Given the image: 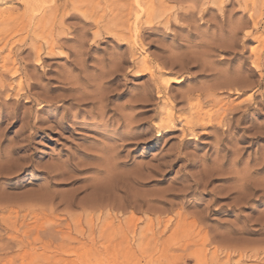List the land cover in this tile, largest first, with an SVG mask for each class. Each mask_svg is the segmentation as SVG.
<instances>
[{
	"label": "rangeland",
	"instance_id": "1",
	"mask_svg": "<svg viewBox=\"0 0 264 264\" xmlns=\"http://www.w3.org/2000/svg\"><path fill=\"white\" fill-rule=\"evenodd\" d=\"M2 17L0 264H264V0H0ZM107 169L118 204L94 209Z\"/></svg>",
	"mask_w": 264,
	"mask_h": 264
},
{
	"label": "bare ground",
	"instance_id": "2",
	"mask_svg": "<svg viewBox=\"0 0 264 264\" xmlns=\"http://www.w3.org/2000/svg\"><path fill=\"white\" fill-rule=\"evenodd\" d=\"M140 16V15H139ZM185 16V15H184ZM190 17V16H189ZM4 20V18L2 17V18H0V21H3ZM5 21V20H4ZM149 21V20H148ZM140 28V27H139ZM224 43V42H223ZM54 44V43H53ZM217 44V43H216ZM55 45V44H54ZM54 45H51V47H50V50L49 51H51V54L53 53V51H55L54 50ZM213 46V47H212ZM210 45L209 47V49H213V48H216V47H214V44L213 45ZM216 46V45H215ZM44 47V46H43ZM222 47V46H221ZM34 49V48H33ZM212 51V50H211ZM203 53V52H202ZM205 54V53H204ZM42 55V54H41ZM202 55V54H201ZM39 58V57H38ZM174 58V57H173ZM198 58V57H197ZM40 59V58H39ZM167 60V59H166ZM172 60V59H171ZM149 58L148 57H145L144 58V60H143V62L141 63L142 65L144 64V65H146L144 68L145 69H139V70H141V71H150V72H152V74H154L155 72H154V70L152 69L153 67H151V66H149L150 65V63H149ZM175 61V60H174ZM178 61V60H177ZM186 61V60H185ZM180 62V61H179ZM172 63H174V62H172ZM148 64V65H147ZM180 64H182V63H180ZM181 66V65H180ZM163 68V67H162ZM17 71V70H16ZM13 74H15V73H13ZM230 81V80H229ZM181 82V79H179V78H175V79H173V80H168L167 81V86L170 88L171 87V85H172V83H180ZM2 83H4V82H2ZM157 83H159V82H157ZM156 83V84H157ZM162 83V82H161ZM166 83V82H165ZM230 83V82H229ZM228 83V84H229ZM236 83H238L237 81H236ZM3 85V84H2ZM157 86H159L158 84H157ZM4 87V86H3ZM162 89V88H161ZM161 89H159L158 88V95L157 96H162L163 95V89L161 90ZM213 91V90H212ZM189 92V91H188ZM165 93V92H164ZM195 94V93H194ZM200 94V93H199ZM198 94V95H199ZM183 96H184V94H182ZM211 95V94H210ZM212 95H213V93H212ZM191 96V94H189V97ZM209 96V95H208ZM164 97V96H163ZM187 98H188V95L186 96ZM165 98V97H164ZM169 98V97H168ZM167 99V98H166ZM164 100V99H163ZM168 100V99H167ZM169 101V100H168ZM165 103V102H164ZM200 114V113H199ZM166 115H167V112H166ZM173 115L171 114V111H170V114L168 113V116H166L167 118H169L171 121H173L174 120V116L172 117ZM198 117H200L199 115H197ZM205 116V115H204ZM209 116H211V115H209ZM207 117V116H206ZM164 118V117H163ZM166 118V119H167ZM202 118H203V116H202ZM213 118V117H212ZM168 119V120H169ZM169 120V121H170ZM195 120V119H194ZM199 120V123H201V122H205V121H202V119H201V122H200V119H198ZM205 120V119H204ZM175 121V120H174ZM188 121H190V120H188ZM211 121V120H210ZM163 122V121H162ZM206 122H208V124H209V121L207 120ZM213 122V121H212ZM191 122H189L188 124H190ZM196 123V122H195ZM198 123V122H197ZM198 123V124H199ZM192 124H194V122H192ZM212 124V123H211ZM191 125V124H190ZM189 125V126H190ZM203 125V124H202ZM214 125V124H213ZM192 126V125H191ZM161 127V126H160ZM192 130V129H191ZM160 131V130H159ZM11 158V157H10ZM10 158H8V160L10 159ZM12 159V158H11ZM4 160V159H3ZM4 162H5V160H4ZM11 161L9 160V163H10ZM6 163H8V162H6ZM5 164V163H4ZM12 165V164H11ZM51 165V164H50ZM58 165V164H57ZM56 165V166H57ZM62 165H64V164H62ZM7 166V165H6ZM109 166V165H108ZM13 167V166H12ZM58 167V166H57ZM64 167H66V166H64ZM14 169V168H13ZM61 169V168H60ZM52 170H53V168H52ZM112 170V169H111ZM62 171V170H61ZM103 171V170H102ZM105 171V170H104ZM62 172H64V171H62ZM117 172V171H116ZM66 173V172H65ZM64 173V174H65ZM58 175H60V174H58ZM103 175H104V173H103ZM148 175H150V173L148 174ZM125 176H126V174H125ZM146 176V175H145ZM121 177V176H120ZM119 175H118V173H115V172H113V171H110V170H106L105 171V175L102 177V178H100V180L99 181H97L98 182V184L94 187V190H93V192L95 193V196L93 197V199L90 201V202H88V204L89 205H91V207H93L94 209H98V210H102V208L104 209V208H108V207H110V208H113V207H115L117 204H118V200L116 199V193L112 190V191H109L108 189H111V186L113 187L114 185H113V183H115V182H117L118 183V181H119ZM125 180V179H124ZM110 182V183H109ZM112 182V183H111ZM91 185V184H90ZM94 186V185H93ZM123 186V185H122ZM92 189V188H91ZM119 189H120V187H119ZM108 191V192H107ZM137 194V193H136ZM51 195V194H50ZM121 195V194H120ZM119 198V197H118ZM53 200V199H52ZM65 201V200H64ZM144 201V200H143ZM142 201V204H145L146 203V201H144L143 202ZM72 202V201H71ZM76 202V201H75ZM135 201L132 199V198H128V201H127V205H131L132 203H134ZM40 203V202H39ZM86 204V203H85ZM84 203H80V205H82V206H84L85 205ZM71 205V204H70ZM69 205V206H70ZM74 205V204H73ZM126 205V204H125ZM133 205V204H132ZM135 205H136V203H135ZM156 207V206H155ZM154 211V210H153ZM155 213V212H154ZM164 213V212H163ZM110 214H111V216H112V213L110 212ZM159 215V214H158ZM119 215L118 214H114V216L112 217L113 219H115L116 217H118ZM162 216H163V214H162ZM164 217V216H163ZM159 218H160V215H159ZM160 221V220H159ZM119 229V228H118ZM117 230V229H116ZM105 231V230H104ZM103 231V232H104ZM102 232V233H103ZM115 233H116V231H114ZM105 234H107L106 232H104ZM109 233V232H108ZM111 233H112V230H111ZM117 233H119V234H126V232L124 231V230H122L121 228H120V230L119 231H117ZM134 233V232H133ZM187 247H188V245H187ZM186 246H185V249L187 248ZM218 248V247H217ZM219 248H221V247H219ZM224 249V248H223ZM230 251V250H229ZM216 252V251H215ZM219 253V252H218Z\"/></svg>",
	"mask_w": 264,
	"mask_h": 264
}]
</instances>
